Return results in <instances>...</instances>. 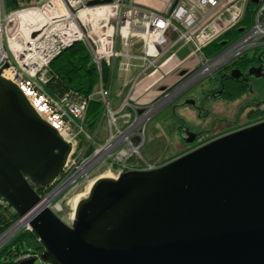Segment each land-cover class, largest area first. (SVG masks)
<instances>
[{"label":"water","instance_id":"1","mask_svg":"<svg viewBox=\"0 0 264 264\" xmlns=\"http://www.w3.org/2000/svg\"><path fill=\"white\" fill-rule=\"evenodd\" d=\"M248 73L261 76L263 66ZM187 135L186 143L196 138ZM71 149L21 87L0 75V196L19 215L40 201L33 184L53 181ZM31 224L53 264H264V120L153 170L98 177L71 224L48 207Z\"/></svg>","mask_w":264,"mask_h":264},{"label":"built area","instance_id":"2","mask_svg":"<svg viewBox=\"0 0 264 264\" xmlns=\"http://www.w3.org/2000/svg\"><path fill=\"white\" fill-rule=\"evenodd\" d=\"M92 1L98 2L89 4ZM249 1L252 0H173L165 13H158L126 0H16L13 8L7 0H0V75H10L9 80L42 98L49 118L72 145L64 167L53 181L33 185L40 201L0 231V250L20 232L34 231L31 219L45 207L71 224L78 202L67 192L81 180L88 181L90 186L98 177L118 178L127 171L159 167L160 164L147 162L142 156L147 123L173 99L164 102L169 96L176 92L178 95L200 79L233 64L249 50L264 48V0L255 2L251 25L242 35L218 53L185 69L176 82L162 87L148 104L125 101L120 110L114 109L110 102L112 78L105 83L100 79L97 90L91 93L69 89L60 96L52 94L47 90L51 62L67 47L81 42L99 72L103 62L113 68L119 55L125 56L123 68L127 70L130 53L117 50L119 36L127 48L133 38H141L143 57L152 58L151 66L161 52L170 50L177 42L200 53L244 19ZM99 10L103 14L93 17ZM23 18L27 24L22 23ZM95 99L101 102L102 113L94 128H89L86 112ZM127 106L130 111L126 113L123 110ZM103 116H107V136L103 142H97ZM100 167L105 172L92 179ZM37 241L43 248L19 252L13 263L35 258L34 264H53L42 258L45 247L38 235Z\"/></svg>","mask_w":264,"mask_h":264},{"label":"rangeland","instance_id":"3","mask_svg":"<svg viewBox=\"0 0 264 264\" xmlns=\"http://www.w3.org/2000/svg\"><path fill=\"white\" fill-rule=\"evenodd\" d=\"M255 6L256 4L253 5V7ZM14 7H16V5ZM253 9L254 8H252L250 15ZM248 24L250 26L251 22ZM242 33L243 31H240L237 36L229 37L230 42L238 38ZM176 49H178V46L175 45L173 51ZM206 51H208V49ZM262 52H264V48L249 50L247 57L252 58L254 56H259ZM186 53L187 50H182L179 52V55L184 56ZM260 58L264 59V53L261 54ZM260 61L261 60H254L252 64L255 65ZM262 62L261 65L264 68V60H262ZM231 70L232 69H229V72H231ZM55 79L56 77L52 80L51 86L47 88V90L55 95H63L67 90L60 91L58 87L54 86L57 82ZM219 79L220 76L216 72L211 76L195 82L180 94L176 95V92L172 97L169 96L168 99L163 100L167 102L173 98L169 103L155 112L146 125V143L142 148V156L147 162L157 165L160 164L161 166L211 139H214L215 136H220V133L222 135L224 132L228 133L235 129L243 128L259 122L258 120L264 118V115H250V110L253 109L254 106L259 105L255 104L254 101H260L259 103L264 102V74L261 76L252 75L249 81L250 89L238 99L230 101L225 99H214L212 97L218 94H215V91L219 87ZM187 85L182 87H186ZM97 88L98 85L93 91L97 90ZM96 94L95 92V96H97ZM35 96L39 97L37 95ZM120 99L121 97L115 95L113 92L110 102ZM259 106L263 108L264 104ZM45 108L49 117L47 106H45ZM119 123H121L120 118ZM106 129L107 116H103L100 136L96 139L97 142H103L105 140L107 136ZM186 130L196 131L198 133L194 143L184 142L183 137L187 135L185 133ZM96 172L93 177H91L92 179L99 173L105 171L100 167ZM88 188L89 182L81 180L67 192V195L69 196L72 194L71 196H73V199L82 193L86 196ZM0 204L7 207L9 210L11 209V211H16L13 207L9 208L7 205L8 202L2 197H0Z\"/></svg>","mask_w":264,"mask_h":264},{"label":"trees","instance_id":"4","mask_svg":"<svg viewBox=\"0 0 264 264\" xmlns=\"http://www.w3.org/2000/svg\"><path fill=\"white\" fill-rule=\"evenodd\" d=\"M10 8L16 5V0H7ZM256 3L249 1L246 9L244 19L235 27L231 28L220 37L209 43L204 51L205 56L210 57L218 53L228 42L229 37L237 36L241 31L249 27L251 22L250 12L253 5ZM254 10V9H253ZM208 49V51H206ZM262 52L261 54H263ZM259 56L248 58L247 54L239 60L233 62L232 66L238 69L247 71L248 67L254 60H264ZM231 65L220 69L217 74L220 76V83L218 91H215L217 96H212L214 99L235 100L244 95L250 89V78L234 77L230 75L229 68ZM240 69V70H241ZM51 81L47 85L49 88L52 80L56 77L57 80L54 86L58 87L60 91L69 89H76L85 93L93 92L98 85L100 79L105 83L110 78V67L103 62L101 65V72L98 71L95 63H93L91 56L81 42H75L60 53L50 64ZM251 75L248 73V76ZM102 113V104L95 99L89 103L86 112V122L89 128H94V125L100 118ZM250 115H264V107L257 106L250 110ZM34 185V184H33ZM1 197V196H0ZM11 208V204H7ZM19 214L16 211H11L7 207L0 204V231L8 226ZM29 248H43V245L37 241V234L35 231L24 230L13 238L2 250H0V264H15L13 258L16 254L26 251Z\"/></svg>","mask_w":264,"mask_h":264},{"label":"crops","instance_id":"5","mask_svg":"<svg viewBox=\"0 0 264 264\" xmlns=\"http://www.w3.org/2000/svg\"><path fill=\"white\" fill-rule=\"evenodd\" d=\"M126 1L158 13H165L173 2V0ZM118 38L117 50L123 53L128 51L130 57L127 59L129 64L127 70L123 68V62L126 59L124 55L115 58L113 68L109 66L112 93L114 92L115 95L121 97L118 101H111L112 107L116 110H120L125 101L130 104L141 105L152 102L162 87L173 84L185 69L195 66L199 61L206 58L204 50L200 53H194L189 46L177 42L175 45L178 46V49L173 51L174 45L170 50H164L157 56L155 65L151 66L149 60L152 58L145 59L143 57L144 41L141 38H133L128 48L123 45L120 36ZM182 50H187L184 56L179 55ZM123 111L129 112L130 106L124 108Z\"/></svg>","mask_w":264,"mask_h":264},{"label":"bare ground","instance_id":"6","mask_svg":"<svg viewBox=\"0 0 264 264\" xmlns=\"http://www.w3.org/2000/svg\"><path fill=\"white\" fill-rule=\"evenodd\" d=\"M102 14H103V11L99 10V11L93 13L92 16H93V17H96V16H99V15H102ZM22 23H23V24H27V20H26L25 18H23ZM6 76H7L8 78L10 77V75H8V74H6ZM19 86L21 87L22 91L24 92V94L26 95V97L29 99V101L31 102V104H32V105L35 107V109L39 112V114H40L42 117H44L45 119H47L49 122H51L53 125H55L54 122L51 121V119H50V118L48 117V115H47V110H46V108H45L46 105L44 104L42 98H40V97H36V96L30 91V89H29L28 87H26V86H24V85H21V84H19ZM91 185H92V184H91ZM91 185L89 186L88 191H89ZM88 191H87V194H88ZM83 196H85V195H83V193H82V194H80L78 197H76V198H75V203H77V202L80 200V198H82ZM77 200H78V201H77Z\"/></svg>","mask_w":264,"mask_h":264},{"label":"flooded vegetation","instance_id":"7","mask_svg":"<svg viewBox=\"0 0 264 264\" xmlns=\"http://www.w3.org/2000/svg\"><path fill=\"white\" fill-rule=\"evenodd\" d=\"M262 63H263V62H262V60H261L260 62H258V63L255 64V65L251 64L250 67H251V66H259V65H261ZM230 65H231V67H230L229 69H232V70H233V69L237 68V67L234 66V65L232 66V64H230ZM228 66H229V65H228ZM240 69H241V68H240ZM263 69H264V68H263ZM248 70H249V67H248L247 71H244V70L241 69L242 74L239 76V78H240V77H244V78L248 77V78H251L252 75H249V76H248ZM263 73H264V71H263ZM259 102H260V101H259ZM259 102H258V101H257V102L254 101L255 104H259V105L264 104V102H261V103H259ZM259 105H257V106H259ZM257 106H254V107H257ZM262 120H264V118H263V119H260V120H258V121H262ZM235 130H236V129H235ZM187 132H193V133H195V134H196V138H197V136H198V133H197L196 131L186 130L185 133L187 134ZM225 133H227V132L222 133V135L225 134ZM219 135H221V133H220ZM187 136H188V135L184 136L183 138L185 139V138H187ZM217 136H218V135H217ZM217 136H215V137H217ZM215 137H214V138H215ZM196 138H195V140H196ZM184 139H183V140H184ZM195 140H194V141H195ZM211 140H212V139H211ZM194 141H193L192 143H194ZM192 143H191V144H192Z\"/></svg>","mask_w":264,"mask_h":264}]
</instances>
